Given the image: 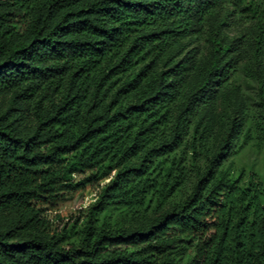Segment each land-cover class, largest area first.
<instances>
[{
  "label": "trees",
  "instance_id": "trees-1",
  "mask_svg": "<svg viewBox=\"0 0 264 264\" xmlns=\"http://www.w3.org/2000/svg\"><path fill=\"white\" fill-rule=\"evenodd\" d=\"M253 133L264 0H0V264H264V190L229 162ZM100 181L52 232L37 202Z\"/></svg>",
  "mask_w": 264,
  "mask_h": 264
},
{
  "label": "rangeland",
  "instance_id": "rangeland-1",
  "mask_svg": "<svg viewBox=\"0 0 264 264\" xmlns=\"http://www.w3.org/2000/svg\"><path fill=\"white\" fill-rule=\"evenodd\" d=\"M232 29L230 35L234 34ZM206 50L202 49L201 54L205 55ZM243 63L239 64V69ZM240 87L241 96L245 99L251 115L257 113L256 108V85L249 80H246L241 72L233 80ZM221 91L216 98L215 105V133L214 140H217L220 135V123L223 115V94ZM250 126V122L248 124ZM234 154L230 157L229 162L233 163L235 176L241 175L245 179L252 178L262 185L264 190V145L256 138L253 133L252 141H250L242 150L234 149ZM89 173H76L72 177V183L77 184L84 180H88ZM100 182H89L75 190L61 189L55 193L52 199L40 200L37 202V207L41 210L42 215L51 223L52 232H61L63 229H69L75 219L81 221L82 215L86 209L94 201L95 195L102 185ZM175 198L173 202L177 201ZM264 204V198H263ZM112 222L118 224H127L132 222L131 214L121 211H113ZM154 215L153 208L149 210L146 219L150 220ZM82 222V221H81Z\"/></svg>",
  "mask_w": 264,
  "mask_h": 264
}]
</instances>
